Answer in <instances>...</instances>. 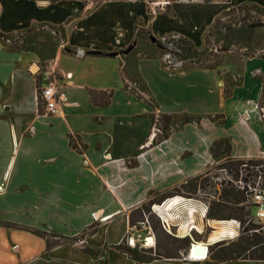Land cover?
<instances>
[{"label":"crops","instance_id":"crops-1","mask_svg":"<svg viewBox=\"0 0 264 264\" xmlns=\"http://www.w3.org/2000/svg\"><path fill=\"white\" fill-rule=\"evenodd\" d=\"M152 1L0 0V264H98L93 251L104 264H264L213 255L214 233L237 232V224H213L219 220L204 216L203 199L182 194L160 204L178 207L173 219L196 213L201 237L186 252L141 261L120 248L135 209L224 161L212 153L216 141L229 140L228 159H264V53L244 59L241 81L227 89L215 67H165L159 43L182 36L202 49L224 12L264 8V0H170L159 8ZM44 28L64 35L69 51L40 52L42 35L36 47L16 45ZM44 70L61 74V115L40 112L38 90L52 80ZM126 78L140 79L154 105L129 95ZM106 91L111 102L97 94ZM156 111L186 116L159 143L150 136ZM93 225L81 237L85 247L50 243ZM192 244L208 246L206 256L192 258Z\"/></svg>","mask_w":264,"mask_h":264},{"label":"rangeland","instance_id":"rangeland-1","mask_svg":"<svg viewBox=\"0 0 264 264\" xmlns=\"http://www.w3.org/2000/svg\"><path fill=\"white\" fill-rule=\"evenodd\" d=\"M37 35H42L43 37V40H40L39 42V47H42L41 49H38L40 52L43 53L46 51L47 46L50 47L51 50L56 49L57 45L62 48L65 47V49L69 51V49L66 47L67 44L65 43V36L63 34V36H61L56 28H44L37 30L35 33H29L26 36H23V40L21 42H17L16 45H22L28 48L36 47L35 40L39 37ZM210 35L212 38H209V41H207V44L202 49L197 48L195 45L191 47V41H189L187 38L186 40H183L182 36H171L164 41L159 40V43L162 45L164 65L173 71H179L191 65H212L219 70L221 77L225 80L227 89H231L233 85L241 81V70L244 59L258 55L260 52L264 53V8L251 5L232 7L224 12L217 20ZM13 39L14 38H11L10 40ZM200 52H204V54H200ZM169 55L173 61L172 64L167 61ZM180 61H183V63L179 64ZM176 63L178 65H176ZM42 75L48 77L49 79H54L55 77L59 78L61 74H59L57 71L44 70ZM128 79L137 85L136 87L133 86L130 88L125 83L123 87L124 90L136 100H139V102H146L149 104V106H153V99L146 90L143 82L137 78ZM141 91L145 92V94ZM97 94L102 95L103 100L111 102V95L113 94L112 92H98ZM40 112L45 114L42 108L40 109ZM151 114L152 117H154L156 123L152 127L150 136L154 135L152 138L153 141L155 143H159L165 137V131L163 129V115L157 111ZM185 119L186 116H176L171 118L168 125V134L170 133V130L173 129V127H179V125H181ZM228 152V142H220L212 153L215 158L217 157L219 160L223 158L224 161H217L213 165L209 166V168L203 173L189 178L187 181H183L181 184L175 185L169 191L174 193V191L177 189L173 195L182 194L184 197L188 198H196L199 196L198 198L203 199V206L204 201L210 202L209 211L206 217H209L208 215L210 210L215 212L219 211V213L223 214L224 216H228L229 214L234 213V208H238L240 206H246L245 211L250 210L251 216L255 215L257 213V207L248 208L246 201L235 203V199L233 197H229V199L223 197L225 189L235 188L238 190L234 184L228 182H223V184H221L214 178L215 175L220 174L218 173V169L221 167L228 168L235 178L239 176L240 165L235 160L226 158ZM195 185L197 186L195 187ZM244 195L246 197L245 193ZM153 198L156 201L154 204L157 205L160 204L165 197L162 195L153 196ZM220 200H224L223 202L225 203V206H223V209L221 210H219ZM153 205L150 206V211L148 209L144 210L143 208H137L131 213L136 224L133 226L131 225V229L127 233L124 241V247L126 249L134 248L137 245L138 251H141V249H146L149 251L152 250L153 252L151 255L154 257L177 256L188 250L192 238L201 237L199 236L196 229H192L191 234L186 235L188 229L190 230V226L195 224L193 221H197L198 219L196 213L194 214V217L188 213L184 219L177 217L168 220L165 215L161 214L155 208L156 205L154 206V210ZM162 218L168 220L170 224L171 222H174L175 226L171 225L168 227V229H166L163 225ZM209 218L216 219V221L219 220V222H214L213 224H225L223 221L236 219ZM236 220L241 221L240 219ZM184 224L187 226L182 228ZM241 224L243 225L241 232L238 233L237 231L234 235H228L226 233L225 236L221 237V239L217 241L223 243L221 246H211L213 255L222 257H251L253 255L262 253L261 249L246 251L242 248V245L245 244L243 239L247 238L251 231L247 229L250 226L248 221L245 223L241 221ZM219 229L220 228H218V230ZM94 230L95 228L93 225L90 228L77 233L74 237L57 235L56 237L50 239V243L54 244L70 241L79 247H85L84 239L81 237H84L86 234L91 233ZM258 232L264 238V230L261 229ZM211 233L212 230L209 229L206 230L204 234L210 235ZM186 236L190 238L189 243L183 240V238ZM132 237L134 239V245L131 244ZM149 238H151V240H149ZM233 249L237 251H232ZM93 253L98 258V264H104L100 254H98L96 251H93ZM142 255L150 256V254H144L143 252Z\"/></svg>","mask_w":264,"mask_h":264},{"label":"built area","instance_id":"built-area-1","mask_svg":"<svg viewBox=\"0 0 264 264\" xmlns=\"http://www.w3.org/2000/svg\"><path fill=\"white\" fill-rule=\"evenodd\" d=\"M154 6L159 8L161 6L167 5L170 0H153ZM167 61L172 64L173 61L170 58V55L167 58ZM183 63L180 61L179 64ZM176 65H178L176 63ZM124 67V66H123ZM126 84L131 88L136 87L137 84L133 83L131 80L126 78ZM142 92V91H141ZM145 94V92H142ZM37 98L39 105L44 108L45 114L47 115H61L63 113L61 103V94L57 91L56 77L51 80L50 84L45 87H41L38 90ZM261 114L264 117V105L259 107ZM154 135H151L153 137ZM239 176L235 178L231 171L226 167H221L218 169L219 175H215L214 178L223 184V182H228L234 184L238 189L242 190L246 194V203L248 208L257 207V213L251 216V219L256 222L260 227L256 231L264 230V159H244L240 164ZM224 174V175H223ZM184 198V197H183ZM185 199V198H184ZM208 199V198H207ZM209 203L204 201V216L207 215L209 211ZM163 225L166 229L169 227V222L165 218L163 219ZM233 224H237L238 233L242 231L243 225L241 221L233 219ZM193 224V223H190ZM194 226V225H193ZM193 226H190V231L193 229ZM131 244L134 245V239L132 237ZM208 249V246H207ZM194 244L189 249V255L192 258H200L199 255L193 252Z\"/></svg>","mask_w":264,"mask_h":264},{"label":"trees","instance_id":"trees-1","mask_svg":"<svg viewBox=\"0 0 264 264\" xmlns=\"http://www.w3.org/2000/svg\"><path fill=\"white\" fill-rule=\"evenodd\" d=\"M1 36H2L3 40L6 43H8L10 41V39H11L9 36H5V35H1ZM183 40H186V38L183 37ZM10 44L12 45L13 42H10ZM190 46L193 47L194 44L191 42L190 43ZM200 54H204V52H200ZM210 67H214V66L210 65ZM238 83H236V84H238ZM171 118H172L171 115H163V119H164L163 129L165 131V137L163 139H165L166 137H168V125H169V122H170ZM223 141H227L228 142V146L230 148V142H229V140L228 139H221V140H218V141H216L214 143V145L212 147V152H214V150L218 146V144L220 142H223ZM229 159H232V158H229ZM233 160H235L239 165L244 161V159H233ZM196 186L197 185H195V187ZM175 191H174V193H175ZM174 193L172 191H167L164 194V197H165L164 199H166L167 197L173 195ZM223 197L226 198V199H229V197H233L235 199V203H241L243 201H246V197L244 195V192L242 190H240V189L236 190L235 188L225 189L224 190ZM223 201L224 200H220V202H219V210L223 209V206H225V203ZM155 202L156 201L153 198V199L149 200V202L144 203L139 208H143L144 210L145 209H148L150 211L151 210V207L150 206L153 205ZM234 209H235L234 210V213L229 214L228 216H224L223 214L219 213V211H216L215 212L213 210H210L208 216L211 217V218H236V219H240L243 223H245V222L248 221L250 226L247 229L249 231H251V232H250V235L247 236V238H244L243 239V241L245 242V244L242 245V248L245 249L246 251H252L254 249H261L262 250V253L261 254L253 255V256H251V258H253V259H263L264 260V238H263V236H261L259 234L258 231H256V229H258L260 227V225H258V224H256V223L253 222V220L251 219V212H250V210L249 211H245L246 206H240V207L234 208ZM135 224H136V222L133 219V215H131V225L133 226ZM183 240L187 241L188 243L190 242V238L188 236L184 237ZM222 244L223 243L217 242V243H215L213 245V247L221 246ZM120 248L126 249L124 247V242L120 244ZM127 250L132 254V256L134 258H136L138 260H141V261H147V260H151L153 258H159V257H154V256L151 255L152 252H153L152 250L149 251V250H146V249H141V251L140 250L138 251L137 245L134 248H130V249H127ZM232 251H237V250L233 249ZM142 252L144 254H148V255L150 254V256H143L142 255Z\"/></svg>","mask_w":264,"mask_h":264},{"label":"bare ground","instance_id":"bare-ground-1","mask_svg":"<svg viewBox=\"0 0 264 264\" xmlns=\"http://www.w3.org/2000/svg\"><path fill=\"white\" fill-rule=\"evenodd\" d=\"M181 202H185V199L181 197L180 199ZM155 208L163 215L167 216L166 218L168 220L172 219L173 217V213L175 212V210H178L173 202H169L167 204H165L164 207L161 206V204H157L155 206ZM180 210V209H179ZM225 222V224H233V221L232 220H229V221H223ZM231 226V225H230ZM195 227V225L193 226V228ZM228 234V235H234L235 234V231L233 228H228V227H221L217 233H215L213 239L214 240H220L221 237L225 236V234ZM233 237V236H232ZM149 240H151V238H149ZM207 249V248H206ZM207 252H208V249H207ZM206 256V255H205ZM205 256H199L200 258H203Z\"/></svg>","mask_w":264,"mask_h":264},{"label":"water","instance_id":"water-1","mask_svg":"<svg viewBox=\"0 0 264 264\" xmlns=\"http://www.w3.org/2000/svg\"><path fill=\"white\" fill-rule=\"evenodd\" d=\"M151 40H152L153 42H155V43H158L157 38L154 37V36H151ZM133 46H134V45L130 46V48H128L125 52H129V51L133 48ZM92 53H94V54H101L102 52H100V51H93ZM120 53H122V52H112V53H110L109 55H111V56H116V55H119ZM206 248H207V246H205V245L196 244V245L194 246V250H193V252H194L195 254L199 255V256H205V255L207 254V249H206Z\"/></svg>","mask_w":264,"mask_h":264}]
</instances>
